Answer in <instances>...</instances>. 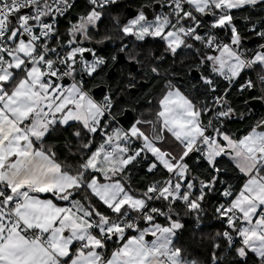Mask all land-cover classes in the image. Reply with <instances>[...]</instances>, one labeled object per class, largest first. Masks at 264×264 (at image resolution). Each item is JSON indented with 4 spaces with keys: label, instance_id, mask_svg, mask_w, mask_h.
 I'll use <instances>...</instances> for the list:
<instances>
[{
    "label": "snow or ice",
    "instance_id": "6c2138e0",
    "mask_svg": "<svg viewBox=\"0 0 264 264\" xmlns=\"http://www.w3.org/2000/svg\"><path fill=\"white\" fill-rule=\"evenodd\" d=\"M153 2L151 17L152 3L129 18L112 13L120 0H85L61 31L76 0H0V264H201L177 240L184 218L199 226L216 195L222 230L208 237L211 264H222V246L229 264H264V115L242 135L227 127L251 113H238L229 94L257 66L261 95L253 99L264 100V0ZM238 19L260 41L254 49ZM149 39L162 50L148 49L145 59L140 46ZM117 40L139 76L129 72L124 91L177 76V63L195 81L169 79L152 118L127 129L117 126L127 109L115 110L111 88L97 100L87 86L118 59L94 45ZM255 87L248 79L239 92ZM69 129L63 148L74 163L60 159L53 139ZM193 155L206 176L188 163ZM139 167L151 177L142 190L130 183Z\"/></svg>",
    "mask_w": 264,
    "mask_h": 264
},
{
    "label": "trees",
    "instance_id": "16d2710c",
    "mask_svg": "<svg viewBox=\"0 0 264 264\" xmlns=\"http://www.w3.org/2000/svg\"><path fill=\"white\" fill-rule=\"evenodd\" d=\"M135 8H140L141 5L154 3L153 0H131L129 2ZM85 0H76V7L72 10L70 16L60 21L61 31H63L67 27L68 19H75L76 13L84 11ZM122 6H118L112 9L113 14L122 13ZM238 27H240L241 31L244 32L245 36L248 37L245 41L246 46L252 47L256 43H260L258 39H256V43L250 45L248 40L252 38L250 34L245 31L244 24L238 19L237 20ZM106 26H110V21L108 18H105L103 23L100 25V36L105 34ZM97 38H100L97 36ZM119 40L115 41V43L107 42V46L98 45L95 46L98 54L110 57L112 54H117V47L119 46ZM148 49H154L155 54L158 56L162 50V45L158 42H154L149 39L146 43L140 46V50L143 53L142 58H147ZM110 67L112 66V62L109 61ZM171 63V60L165 62L164 67H167L168 64ZM109 67V68H110ZM107 68L105 73L98 76L95 80H88L87 86L92 89L93 87L101 84H105L107 86V93H109V89L111 88L112 93H115V110L119 111L120 109H125L127 107L131 108L133 111V120L129 121L127 124L123 125L125 129L130 127L131 123L138 119H151L155 109L157 108V102L162 93L165 91L168 80L171 79L175 83H179L181 87H190L191 83H194V80H190L185 72L181 71V65L177 63L176 67L173 68V71L178 73L177 76H169L164 77L161 75L160 77H156L152 79L149 83H144L142 87H138L136 89H130L128 91H124V85L127 83L129 78V72H131L134 76H137L139 79L137 70H130L127 63H123L115 67V74L112 78L107 77V72L109 70ZM258 70H261L259 66L256 67ZM180 77V78H179ZM121 93L123 95V99H121ZM97 100L101 98V94L93 95ZM241 97V98H240ZM248 98L246 93L243 95L237 91L236 88H232L229 94V100L232 105L239 112H248L249 107L245 104V100ZM151 101V103H149ZM264 115V105L261 106L255 113L251 111L248 114V118L243 121L239 119H233L228 123V130L236 133L237 135L245 134L246 130H248V126L255 122V120ZM119 116V115H118ZM117 116V117H118ZM71 129L64 132L63 135H60L57 139V142L61 145L58 149V154L61 160H65L67 158L69 163H74L75 161L72 159L71 155L68 153L67 149L63 148V143L65 138H68L70 135ZM101 137L97 135L96 142L99 143ZM51 142V141H50ZM196 156L193 155L192 158L188 161V163L194 168V171L201 174L202 176H206L207 173L204 171L206 165L201 163L199 168L195 166ZM222 166L228 168L229 176L232 177V183L239 184L241 181L237 179L241 174L238 170L235 169L234 165L230 160L224 158L221 161ZM159 176V174H158ZM103 178L101 177V180ZM151 177L146 176L145 168L139 167L135 169H131V177L130 183L134 189L142 190L145 187L146 180H150ZM221 200V197L218 195L209 197V202L205 205L207 209V215L202 218V222L199 226L196 225L194 218H184L185 228L182 234L179 236L177 243L183 247L185 250V255L189 259H196L201 262V264H211V255H212V246L208 237L215 233L217 230H222V225L215 220L214 217V206L215 204ZM217 254H222L224 256V260L222 264H229L231 260L232 253L226 250V246H222L221 249L217 250Z\"/></svg>",
    "mask_w": 264,
    "mask_h": 264
},
{
    "label": "water",
    "instance_id": "95a60500",
    "mask_svg": "<svg viewBox=\"0 0 264 264\" xmlns=\"http://www.w3.org/2000/svg\"><path fill=\"white\" fill-rule=\"evenodd\" d=\"M124 3H125L124 1H120L119 5H122ZM157 9H158V6L155 5V4H153L152 7L146 8L145 11L151 17L153 15V11L154 10H157ZM137 10H138V8H135V7L131 6V5H127L126 7L123 8L121 16L122 17L123 16L132 17V16L135 15V13H136ZM248 42H249L250 45H253V44L256 43V39L252 37V38H250L248 40ZM116 55H117L118 59L109 68V70L107 72V77L108 78H112L114 76V74H115V67L118 66V65H121L123 63H127L128 66H129V68H130V70H132V71L137 70V67H136L135 64L128 63V61L126 60L124 54H121V53H118L117 52ZM69 83H70V81H69ZM91 90H92V94L93 95H98V94H101V93H105L107 91V86L105 84H101V85H97V86L93 87ZM254 93H255L254 89H252L250 92L246 93V95L248 96V98L246 100L249 102L247 104V106L249 108H251V111L253 113H255L262 106V100H260V99H253V97H255V96H253ZM121 98L123 99L122 93H121ZM125 109H127V110L124 111L122 114H120L117 117L118 118V121L122 125L127 124L129 121H132L133 120V117H134L133 111H132L131 108L127 107ZM147 238H150V237H147Z\"/></svg>",
    "mask_w": 264,
    "mask_h": 264
},
{
    "label": "built area",
    "instance_id": "2783aa9c",
    "mask_svg": "<svg viewBox=\"0 0 264 264\" xmlns=\"http://www.w3.org/2000/svg\"><path fill=\"white\" fill-rule=\"evenodd\" d=\"M120 1H123V0H120ZM258 43H256L254 46L252 47H249L251 49H254L256 46H257ZM261 70H258L257 68H255V70H250V71H247L243 77L239 80V83H235L234 86L232 88H236L237 91L239 92V86L241 83H244L245 80H248V79H251L255 84H256V87L254 88V96L255 97H258L261 95V85L259 84L258 82V73H260ZM224 85L227 84V82H223ZM107 92L105 93H101V98L99 100H102L103 99V96L104 94H106ZM264 105V100H262V106ZM118 120V119H117ZM119 122V121H118ZM117 126H121L120 123H118Z\"/></svg>",
    "mask_w": 264,
    "mask_h": 264
},
{
    "label": "crops",
    "instance_id": "0c3cea01",
    "mask_svg": "<svg viewBox=\"0 0 264 264\" xmlns=\"http://www.w3.org/2000/svg\"><path fill=\"white\" fill-rule=\"evenodd\" d=\"M253 96H254V95H253ZM134 121H135V120H134ZM134 121H133V122H134ZM133 122H132V123H133ZM141 127H142L143 130H145V131H148V130H149V129H148V126H143V125H142ZM169 139H171V138H169ZM147 239H151V237H150V238H147ZM111 247H112V245H109V249H111Z\"/></svg>",
    "mask_w": 264,
    "mask_h": 264
},
{
    "label": "flooded vegetation",
    "instance_id": "af4514ba",
    "mask_svg": "<svg viewBox=\"0 0 264 264\" xmlns=\"http://www.w3.org/2000/svg\"><path fill=\"white\" fill-rule=\"evenodd\" d=\"M125 3V6H122L123 8L124 7H126L127 5H131L129 2L131 1V0H123ZM132 6V5H131ZM134 7V6H133ZM123 10V9H122ZM130 12V11H129ZM155 11H153V13H154Z\"/></svg>",
    "mask_w": 264,
    "mask_h": 264
},
{
    "label": "bare ground",
    "instance_id": "6f19581e",
    "mask_svg": "<svg viewBox=\"0 0 264 264\" xmlns=\"http://www.w3.org/2000/svg\"><path fill=\"white\" fill-rule=\"evenodd\" d=\"M154 3H152V5H153ZM144 5H147V4H144ZM119 6H125V4H122V5H119ZM158 10V9H157ZM157 10H154V11H157ZM122 99V98H121ZM118 119V118H117ZM120 123V122H119ZM122 127H123V125L122 124H120Z\"/></svg>",
    "mask_w": 264,
    "mask_h": 264
},
{
    "label": "rangeland",
    "instance_id": "374dc122",
    "mask_svg": "<svg viewBox=\"0 0 264 264\" xmlns=\"http://www.w3.org/2000/svg\"><path fill=\"white\" fill-rule=\"evenodd\" d=\"M122 14V13H121ZM129 18H131V17H129ZM97 39H99V38H97ZM94 46H98V45H94Z\"/></svg>",
    "mask_w": 264,
    "mask_h": 264
}]
</instances>
